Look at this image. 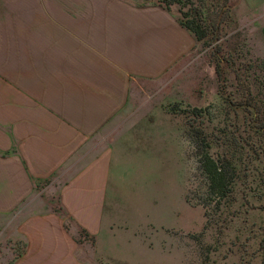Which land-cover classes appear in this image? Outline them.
Segmentation results:
<instances>
[{
  "label": "crops",
  "instance_id": "1",
  "mask_svg": "<svg viewBox=\"0 0 264 264\" xmlns=\"http://www.w3.org/2000/svg\"><path fill=\"white\" fill-rule=\"evenodd\" d=\"M193 45L159 4L0 0V239L22 244L12 264H108L82 235L102 243L95 258L130 264L123 245L141 226L150 243L172 173L156 121L140 117L141 82Z\"/></svg>",
  "mask_w": 264,
  "mask_h": 264
},
{
  "label": "rangeland",
  "instance_id": "2",
  "mask_svg": "<svg viewBox=\"0 0 264 264\" xmlns=\"http://www.w3.org/2000/svg\"><path fill=\"white\" fill-rule=\"evenodd\" d=\"M230 4L231 17L217 41L219 54L229 59L223 79L214 70L212 45L194 39L193 47L164 75L141 82L149 93L140 95L144 101L140 117L156 121L158 152L165 144L167 176L171 165L172 177L171 181L167 177V185L158 178L164 185L163 193L157 185L158 208L164 207L158 209V219L164 223L154 233L151 230L150 243L140 241L148 235L141 226L123 245L130 264H260L264 133L256 132L259 122L252 121L250 113L252 105L264 109V0H230ZM177 8L171 6L176 17ZM204 135L210 153L227 155L236 166L226 205L225 200L211 203L205 194L198 162ZM82 242L92 247L94 259L120 264L116 256L95 258L102 253V243L94 238L82 235ZM21 248V243L0 239V264H12Z\"/></svg>",
  "mask_w": 264,
  "mask_h": 264
},
{
  "label": "trees",
  "instance_id": "3",
  "mask_svg": "<svg viewBox=\"0 0 264 264\" xmlns=\"http://www.w3.org/2000/svg\"><path fill=\"white\" fill-rule=\"evenodd\" d=\"M168 11H171L172 5H178L177 20L182 27L187 29L196 41H203L212 45L214 57V70L219 79H223V70L228 67L229 59L219 54L220 45L217 43L220 37V29L223 23L231 17L230 0H156ZM186 8V9H185ZM225 71V70H224ZM253 112L250 113L252 121H258V133H264V109L260 106L252 105ZM207 139V135L202 138ZM209 144L205 141L198 152L199 170L205 178V194L211 203L219 205L223 200L228 204L229 195L233 188V182L236 179V166L227 155L214 156L209 152ZM186 200L189 201V194H186ZM262 255L260 264H264V237L261 241Z\"/></svg>",
  "mask_w": 264,
  "mask_h": 264
}]
</instances>
